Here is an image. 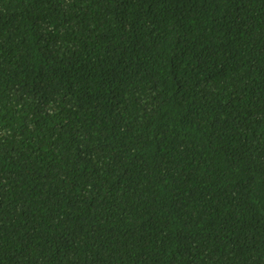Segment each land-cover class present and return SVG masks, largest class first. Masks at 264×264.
I'll list each match as a JSON object with an SVG mask.
<instances>
[{"label":"trees","instance_id":"obj_1","mask_svg":"<svg viewBox=\"0 0 264 264\" xmlns=\"http://www.w3.org/2000/svg\"><path fill=\"white\" fill-rule=\"evenodd\" d=\"M0 264H264V0H0Z\"/></svg>","mask_w":264,"mask_h":264}]
</instances>
